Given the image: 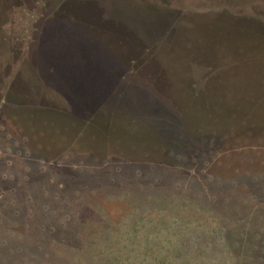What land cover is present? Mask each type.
<instances>
[{"label":"rangeland","instance_id":"1","mask_svg":"<svg viewBox=\"0 0 264 264\" xmlns=\"http://www.w3.org/2000/svg\"><path fill=\"white\" fill-rule=\"evenodd\" d=\"M10 1L0 0V264H264V30L250 19L264 24V0L232 12L250 20L204 24L181 36L185 51L162 52L179 86L192 74L191 91H211L187 92L186 110L162 74L121 68L71 15L54 18L53 0L36 15L6 12ZM177 1L185 12L190 0ZM100 33L128 57V38ZM219 43L233 62L206 67L196 51L210 57L199 48ZM201 103L228 129L201 135L213 124ZM104 110L131 129L88 124Z\"/></svg>","mask_w":264,"mask_h":264},{"label":"water","instance_id":"2","mask_svg":"<svg viewBox=\"0 0 264 264\" xmlns=\"http://www.w3.org/2000/svg\"><path fill=\"white\" fill-rule=\"evenodd\" d=\"M18 1L19 0H15V2ZM191 1L193 3H191ZM245 2H248V0H190L189 3L191 6L189 5L188 8H185V12L181 7L182 5L177 0H68V2L67 0H53L51 6L53 9L59 7L60 10L57 9L58 12L53 14L54 18L57 16V19L65 20V16L71 15L73 20L76 21V28L80 31L89 30V35L97 40L102 57L107 55V51L105 50L108 46H111L112 50L110 54L117 58L116 60L121 64V68L126 69L132 66L130 63H136L138 67L151 74V77H155L157 73L162 74L160 75L161 79L171 83V89H169V91L167 90V93L176 95L177 105L182 104L181 106L184 108L189 104L186 99L187 92H190L192 96L202 93H207L210 96L211 91H191L192 88L195 89L193 86L197 84L196 80H194L197 76L192 74H190L191 77L187 81H185L186 77H183L180 81L186 82L184 87L179 86V83L177 84V81L173 78L174 72L170 69L169 62L162 58V52L167 48H173L175 46L185 51L186 46L181 41V36L184 38L186 34L193 33L198 29L202 30V25L204 24H208L209 28L215 23L230 21L239 23L246 20L247 16L244 15H242L243 17L232 16V12L235 14H244L243 3ZM72 3L74 7H76V10L74 8L72 9ZM65 9L69 13L62 12L65 11ZM255 10L254 6L251 5L250 11L255 14L257 12ZM250 19L264 30L262 21H255L254 18ZM195 20L202 21H199L195 25L193 23ZM107 29L115 30V36L117 37H122L124 39L128 38L126 42L121 40L123 43L120 44L121 47L123 46L128 50L129 55H127V58L122 57V53L119 49L115 50L116 46L119 47L118 43L109 42L110 39L105 38V34L100 33V31L103 33L106 32ZM138 35L140 39H137ZM176 39L179 40L176 41ZM0 43L2 46L6 45L2 42ZM218 48L222 50L220 43L212 44L209 47H200L199 50L209 49L212 51V55L209 57L207 54L198 51H196V55H200V59H203L201 63H206V67L207 63L211 62H233L224 59L221 53L222 57H217L218 53L216 54L214 51ZM153 53H155V55H153ZM177 54L178 53L174 56ZM148 57L153 58L149 60ZM201 63L199 66H201ZM162 80L158 81V86L161 85ZM214 90L219 91L220 89L217 88ZM207 99H211V97ZM200 106L202 112L199 116H203L202 122L213 123L211 107L208 108L205 104L202 105V103ZM43 112L49 113L48 111ZM66 118L69 119V117ZM98 118L104 119L105 129L108 128V120L114 118L119 119L118 126H124L129 130L131 129L129 125L131 124V120L128 121L126 116L121 113L115 112L110 114V111L104 110L101 113H95L88 121V124H93L94 120ZM182 120L185 130L189 131L194 129L190 126L186 113L182 115ZM226 123H229V121ZM226 123L217 121L216 123L214 122L211 125H207L206 128L208 132L201 133V135L208 136L210 134L223 133V131L228 129V124ZM76 124L83 126L81 123ZM137 129L140 130V128ZM196 129L199 130L200 128ZM212 129L215 131L214 133ZM145 130L146 129H142L140 131L145 134L151 133L149 130Z\"/></svg>","mask_w":264,"mask_h":264},{"label":"flooded vegetation","instance_id":"3","mask_svg":"<svg viewBox=\"0 0 264 264\" xmlns=\"http://www.w3.org/2000/svg\"><path fill=\"white\" fill-rule=\"evenodd\" d=\"M31 2V3H30ZM48 2V1H47ZM47 2L45 1V0H19L18 2H15L14 0L13 1H10V6L8 7H6V12H9V13H15L16 11H19L20 10V12L21 13H24V12H26L27 14H29V13H31V14H34L35 13V15H36V13H44V11H45V7H46V5L45 6H43L45 3L47 4ZM67 2H68V0H67ZM34 4V5H32V6H30L29 7V5L28 4ZM36 4H39L38 6H36ZM41 4H43V5H41ZM27 7V8H26ZM71 7V6H70ZM26 8V9H25ZM30 8H33V9H30ZM47 8H52V6L51 7H47ZM23 9V10H22ZM53 9V8H52ZM58 10H59V7L57 8ZM67 9V8H66ZM65 9V11H62V12H65V13H69V12H67V10ZM43 10V11H42ZM60 11V10H59ZM34 15H32L31 17H33ZM29 19V18H28ZM30 20V19H29ZM33 20H36V17L34 16L33 17ZM36 23V21L33 23V24H35ZM32 24V25H33ZM32 29H36V27L33 25V27H32ZM25 30H27L26 28L24 29V27H22L21 28V30L20 31H22V35H25ZM33 30V31H34ZM7 39V41H8V38H6ZM21 39V45H25V43L28 41V39L27 38H20Z\"/></svg>","mask_w":264,"mask_h":264}]
</instances>
